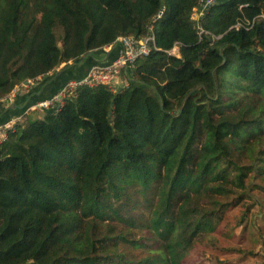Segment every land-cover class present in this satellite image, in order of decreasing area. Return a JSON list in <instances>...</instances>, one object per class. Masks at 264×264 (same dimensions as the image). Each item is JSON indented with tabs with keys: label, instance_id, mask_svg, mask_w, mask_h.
<instances>
[{
	"label": "trees",
	"instance_id": "obj_1",
	"mask_svg": "<svg viewBox=\"0 0 264 264\" xmlns=\"http://www.w3.org/2000/svg\"><path fill=\"white\" fill-rule=\"evenodd\" d=\"M202 1L0 0V102L61 66L110 65L120 37L152 29L158 48L115 92L18 115L0 146V264H191L264 214V0H216L200 38Z\"/></svg>",
	"mask_w": 264,
	"mask_h": 264
},
{
	"label": "built area",
	"instance_id": "obj_2",
	"mask_svg": "<svg viewBox=\"0 0 264 264\" xmlns=\"http://www.w3.org/2000/svg\"><path fill=\"white\" fill-rule=\"evenodd\" d=\"M215 3L216 0H204L201 5L193 11L192 19L196 21V30L200 38L206 34L200 21L206 10ZM160 15L161 13L159 16ZM235 27L239 28L241 27V24L238 23ZM118 42L121 45V51L117 59H115L110 65L93 67L83 79L69 81L64 88L53 97L31 106L25 111V113L38 111L45 112L50 110L59 112L64 107L66 100L75 96L77 90L81 87L93 88L104 86L115 92L118 88L128 85V81L124 77V74L128 69H132L138 60L147 58L153 51L158 50L152 29L146 38L135 39L133 37H120ZM168 53L177 58L181 57L178 45H174ZM35 82L36 81H28L25 84L17 86L8 97L15 95L18 90L28 91ZM7 98L3 100H6ZM23 122L24 118L20 115L11 119L7 123L0 124V146L7 141L9 131L15 130L16 127Z\"/></svg>",
	"mask_w": 264,
	"mask_h": 264
},
{
	"label": "rangeland",
	"instance_id": "obj_3",
	"mask_svg": "<svg viewBox=\"0 0 264 264\" xmlns=\"http://www.w3.org/2000/svg\"><path fill=\"white\" fill-rule=\"evenodd\" d=\"M36 113L37 112H29L27 114L33 116ZM39 116V118H43V113L40 112ZM251 212L256 214V216L252 217V222L248 224L247 227H242L240 225L235 226L234 233L237 238L235 242L229 240L224 241L222 246L219 244L218 248H214L213 250L210 245L199 246L194 252L196 253L195 258L190 260V262H192L191 264L264 263V214H257L258 207H254ZM236 216H238V212L234 211L232 217ZM235 248H239L246 253L242 256H240V254H235V251L231 250ZM248 253H254L255 255Z\"/></svg>",
	"mask_w": 264,
	"mask_h": 264
},
{
	"label": "crops",
	"instance_id": "obj_4",
	"mask_svg": "<svg viewBox=\"0 0 264 264\" xmlns=\"http://www.w3.org/2000/svg\"><path fill=\"white\" fill-rule=\"evenodd\" d=\"M120 48V47H119ZM117 46L108 47L105 49V54L99 60L109 61L117 50L118 55L120 49ZM95 61L94 58L82 59L79 63L71 65L69 68L64 69L63 66L56 69L49 77L42 78L28 89V91H21L15 95H11L6 100L0 102V120L4 119L7 115L18 116L20 113L25 112L31 106L38 104L41 101L50 99V97L66 83L67 79L78 78L87 74L90 65ZM102 65V64H101ZM43 113V112H42ZM36 114H40L37 112Z\"/></svg>",
	"mask_w": 264,
	"mask_h": 264
}]
</instances>
